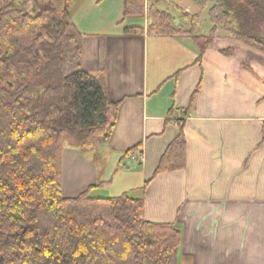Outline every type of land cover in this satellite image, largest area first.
Masks as SVG:
<instances>
[{
  "label": "crops",
  "instance_id": "0c3cea01",
  "mask_svg": "<svg viewBox=\"0 0 264 264\" xmlns=\"http://www.w3.org/2000/svg\"><path fill=\"white\" fill-rule=\"evenodd\" d=\"M113 1L72 9L84 70L104 79L118 115L105 148L83 154L63 146L64 197L120 179L124 194L144 199L148 221L181 230L180 264H264V54L220 29L189 32L184 20L174 24L186 34L161 35L147 13L144 33L126 34L137 23L121 24L122 4ZM151 4L159 13L198 16L193 0ZM212 35L201 57L195 38ZM181 128L186 169L156 174Z\"/></svg>",
  "mask_w": 264,
  "mask_h": 264
},
{
  "label": "trees",
  "instance_id": "16d2710c",
  "mask_svg": "<svg viewBox=\"0 0 264 264\" xmlns=\"http://www.w3.org/2000/svg\"><path fill=\"white\" fill-rule=\"evenodd\" d=\"M193 1L211 6L213 34L223 30L264 54V0ZM76 2L0 0V264H180L181 230L148 221L144 199L96 196V187L63 195V142L83 154L101 150L118 115L104 79L84 70ZM145 5L123 0V21L143 19ZM181 16L196 32L199 18ZM153 17L161 35L187 32L169 14ZM124 31L139 35L144 28ZM195 39L203 57L214 36ZM186 152L181 128L156 174L185 170Z\"/></svg>",
  "mask_w": 264,
  "mask_h": 264
},
{
  "label": "rangeland",
  "instance_id": "374dc122",
  "mask_svg": "<svg viewBox=\"0 0 264 264\" xmlns=\"http://www.w3.org/2000/svg\"><path fill=\"white\" fill-rule=\"evenodd\" d=\"M102 1L103 0H77V2L74 4V7H73V9L75 10V12H77V9H83V7H85L86 6V4H87V6H89L90 8H91V5H94L95 7L96 6H100V4L102 3ZM110 1V0H109ZM112 2H114L113 0H112ZM118 2H120L121 4H122V8H123V0H118ZM147 2V1H146ZM147 4H148V7H147V12H144V15H146V13H147V19H148V22H150L149 23V26H150V24H151V22L152 21H155V19H154V17H153V13L155 12V9H153V6H152V4H151V0L149 1V3L147 2ZM29 8H31L33 5H32V3H28V5H27ZM93 6V7H94ZM102 6H105V7H108V5H107V3H104ZM210 8H211V6L210 5H208V6H206V8H204V9H200L199 7H198V18H199V21H200V23H199V25H198V27H197V29H196V32H209L210 31V29H212V27H213V29H214V26H213V24L211 23V20H210V17H209V10H210ZM176 9V8H175ZM171 9V13H172V17L174 18V20L176 21V23L177 24H179V25H181V23H183L182 22V16H181V14H182V12L183 13H185L184 11H180V10H178V9ZM194 17V16H193ZM144 19L145 18H143V19H138V20H134L136 23H137V25H141L142 23H143V21H144ZM120 21L122 22L123 21V15H122V17H121V19H120ZM131 21V20H130ZM124 23L125 22H128L129 23V21H127V20H125V21H123ZM119 26V25H118ZM219 30V29H218ZM63 146H68L67 145V140H65L64 142H63ZM131 168V166H129L128 168H122L123 170L125 169V170H129ZM62 169V166H61V161H60V170ZM134 176V175H133ZM119 181H120V179L118 180V184H115V185H113V187L112 188H109V187H106L105 189H99V190H97V191H94L92 194L93 195H96V196H101V197H111V196H113V195H118V197H120V196H122V195H124V191H122V189H123V185H121V183H119ZM118 187V188H117ZM118 190V192H116ZM130 196H134V197H136V195H137V192H133V191H130L129 193H128Z\"/></svg>",
  "mask_w": 264,
  "mask_h": 264
}]
</instances>
